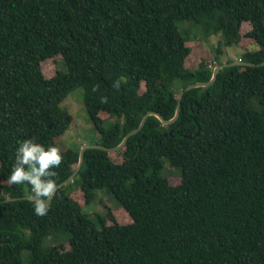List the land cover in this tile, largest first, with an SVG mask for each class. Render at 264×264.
Masks as SVG:
<instances>
[{"label": "trees", "instance_id": "1", "mask_svg": "<svg viewBox=\"0 0 264 264\" xmlns=\"http://www.w3.org/2000/svg\"><path fill=\"white\" fill-rule=\"evenodd\" d=\"M210 35L255 64L220 68L183 92L174 121L148 115L119 149L87 148L46 215L17 198L32 194L8 182L20 142L59 148L56 185L76 168L79 151L58 144L70 91L82 88L98 143L116 146L211 78L210 61L188 64L189 43ZM58 54L68 70L44 75ZM263 60L264 0H0V264H264ZM98 190L120 212L86 213Z\"/></svg>", "mask_w": 264, "mask_h": 264}, {"label": "rangeland", "instance_id": "2", "mask_svg": "<svg viewBox=\"0 0 264 264\" xmlns=\"http://www.w3.org/2000/svg\"><path fill=\"white\" fill-rule=\"evenodd\" d=\"M187 26V24H185ZM250 26L247 23L242 25V32L247 31ZM217 35H210L206 40L195 39L189 44L192 46V56L188 61L190 66H197L199 59H205L210 61L208 64L214 65L213 68L218 65V60L221 63H226L228 60H238L242 49L236 46L223 45L220 49L217 48ZM218 57V60L215 59ZM42 70L44 75L51 77L58 70L66 72L67 65L65 61L58 54L54 58H48L42 61ZM213 70V69H212ZM61 108L70 113L73 117L69 127L60 135L58 144L61 147H69L74 150L80 151L82 146L88 144H99L100 134L94 129L92 122L84 108L83 104V90L81 87H77L70 91L65 99L61 102ZM113 121V118H108L104 121V125L108 126ZM164 172V171H163ZM169 181L171 184H177L180 181L179 171L177 169H171L169 175ZM108 208L119 211L121 208L118 202L112 194L106 193L104 190H98L94 202L85 206L84 211L86 213H105ZM125 218L124 216H122ZM67 240V234H60L55 240L50 241V244H59Z\"/></svg>", "mask_w": 264, "mask_h": 264}, {"label": "clouds", "instance_id": "3", "mask_svg": "<svg viewBox=\"0 0 264 264\" xmlns=\"http://www.w3.org/2000/svg\"><path fill=\"white\" fill-rule=\"evenodd\" d=\"M61 162L62 156L58 147L49 146L45 149L32 139L20 142L16 150V160L8 182L31 185L32 194L29 199L34 203V212L38 216L46 215L49 210L48 201L57 187L52 179L57 174L51 169L58 167Z\"/></svg>", "mask_w": 264, "mask_h": 264}, {"label": "water", "instance_id": "4", "mask_svg": "<svg viewBox=\"0 0 264 264\" xmlns=\"http://www.w3.org/2000/svg\"><path fill=\"white\" fill-rule=\"evenodd\" d=\"M234 64H247V65H254L255 63L253 62H246V61H240V60H236V61H231V62H228V63H220L218 65H216L213 70H212V75H211V78L208 80V81H197V82H194V83H191L189 85H187L184 89H182L180 92H179V97H178V101H177V105H176V110H175V114L172 118L170 119H165L163 118L162 116H160L159 114H157L156 112L154 111H148L147 113H145L141 119V122L139 123L138 127L130 130L129 132H127L123 139L121 140V142L119 144H117L116 146H112V147H107L105 145H102V144H88V145H84L82 146V148L80 149L79 151V157H78V162H77V165H76V168L74 169V171L71 173L70 176H68L65 180H63L62 182L58 183L56 186V190L60 187V186H63L65 185L68 181H70L72 179V177L77 173V171L79 170V168L81 167V164L83 162V158H84V151L87 149V148H100V149H105V150H109V151H112V150H117L119 148H121L123 146V144L125 143V141L127 140V138L135 133L136 131H138L144 124L145 122V119L148 115L150 114H154L156 115L160 121L163 123V124H166V123H170L172 121H174L177 116H178V113H179V107H180V99H181V96L183 94V92L185 90H188L190 88H193V87H197V86H206L208 84H210L216 77L217 75V72L220 68L224 67V66H227V65H234ZM260 64H264V60L260 63ZM55 190V192H56ZM55 192L53 193V195L55 194ZM52 195V197H53ZM29 196L30 195H25V196H21V197H17V198H27L29 199ZM51 197V198H52ZM8 199H11V198H6L4 200H8Z\"/></svg>", "mask_w": 264, "mask_h": 264}]
</instances>
